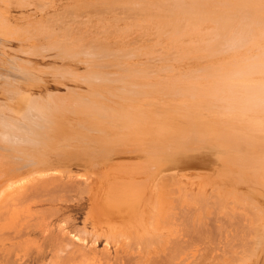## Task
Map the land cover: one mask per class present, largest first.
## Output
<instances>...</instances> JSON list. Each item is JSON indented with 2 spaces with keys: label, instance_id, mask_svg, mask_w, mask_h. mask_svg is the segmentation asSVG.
I'll use <instances>...</instances> for the list:
<instances>
[{
  "label": "bare ground",
  "instance_id": "obj_1",
  "mask_svg": "<svg viewBox=\"0 0 264 264\" xmlns=\"http://www.w3.org/2000/svg\"><path fill=\"white\" fill-rule=\"evenodd\" d=\"M0 1L13 4L12 0ZM209 1L86 0V8L78 9V1L67 7V13H59L54 0H21L46 15L23 29L13 27L3 9L0 64L8 72L0 70V89L10 95L16 110L0 107V251L6 253L0 264H87L82 244L89 239L92 245L104 240L106 250L112 244L118 254L124 253L117 264H217L214 261L221 257H235V248L209 247V252L206 245L199 248L204 232L220 230L226 239H246L251 236L247 229L255 220L254 210L264 213V209L254 198L228 194L217 181L205 183L212 186L211 193L204 185L198 191L188 186L182 168L193 156L178 154L173 160L148 154L144 161H117L101 172L96 168L97 161L108 159L110 153L182 148V138L197 131L201 137L202 131L212 129L217 133L205 134L218 139L217 129L225 127L228 140L252 139L246 129L256 119L264 121V111L236 110L241 113L238 122L227 127L219 124L206 113L209 103L189 94L195 102L190 103L184 98L188 94L176 87L182 79L193 78L185 74L156 82L155 64L142 68L125 61L136 54L112 51L106 40L91 33L92 28L100 34L110 33L119 45L130 41L118 38L120 31L198 29V37L210 38L209 48L217 51L227 50L224 47H230L231 40L240 44L253 36L263 43L259 54L264 57V0H217L219 8L213 11L205 6ZM122 22L125 29L119 26ZM221 36L230 41L215 44ZM13 40L31 56L51 52L56 60L83 63L89 90L82 93L69 88L66 95L50 97L53 103L25 93L15 81L40 83L44 79L31 62L16 57L12 63L3 60L1 54ZM31 41L35 42L30 46ZM259 54L249 55L252 64L262 67ZM214 73L211 68L197 75ZM59 74L67 78L73 73L61 70ZM192 87L198 89L196 84ZM230 90L224 89L225 93ZM246 93L242 89L239 94ZM20 98L29 102L23 110ZM8 111L22 120L7 116ZM82 149L94 154L80 157L75 150ZM253 156L242 155L239 147L219 149L215 160L219 164L214 169L221 175L230 173L226 168L246 170L258 162ZM81 163L86 165L83 173L72 176ZM45 177L50 178L42 181ZM77 197L89 204L84 225L92 227V232L79 228L72 215H66L80 213L85 206L78 205ZM32 236L40 240L32 242ZM253 242L252 255L257 247L264 252V224ZM47 257L50 263H45Z\"/></svg>",
  "mask_w": 264,
  "mask_h": 264
},
{
  "label": "rangeland",
  "instance_id": "obj_2",
  "mask_svg": "<svg viewBox=\"0 0 264 264\" xmlns=\"http://www.w3.org/2000/svg\"><path fill=\"white\" fill-rule=\"evenodd\" d=\"M12 1L13 4L10 6H7L0 1V13H3L4 9L5 13H3V15H5L8 21H10V24H12L13 27L21 29L27 28L29 27V23L32 22L31 20L34 19L33 21H35L43 16L46 18V15L41 14V12L38 9L33 8V6L24 2L21 3V0ZM78 1V9H80V7L86 8V4H88L86 0H54L55 10L59 13L66 10L65 12L67 13V7ZM211 2H213L212 4L214 5L210 4ZM211 2L209 1L205 6H209V10L212 11L214 9L218 10V1L212 0ZM87 17L88 15L85 14L84 18ZM94 21L98 23L97 20ZM88 23L92 25L93 22L88 21ZM119 26L121 29L127 27L123 22ZM98 27L102 28L103 25H99ZM34 28L38 29L39 27L37 25ZM91 31V33L99 37L100 40H106L112 51L136 54L127 57V59L124 58L125 61L142 68H148V66L155 64L158 70L153 73L156 82L161 83V80L164 78L182 77L185 74L188 75L189 78H193L188 80L182 79V82H179L176 87H181V92L188 94L185 95L184 98L190 103H195L193 100L194 98L191 96L195 97L198 101L209 103L206 107V113H209L212 119H218L219 122L217 123L219 124L222 123L226 126L233 122H238L241 113L236 110H249L254 108L256 110L264 111V57L263 53L259 54L260 49L263 48V43L256 42L253 36L246 41H242L240 44L239 41L231 40L229 43L230 47H224L227 50L217 51L209 48L210 38L202 37L200 39L198 37V29H158L156 27H149L134 32H129L128 30H125L127 32L120 31L118 38L122 37L124 41H130L119 45L115 44L114 38L110 33L100 34L95 28H92ZM225 41L230 40L225 36H221L218 37L214 43L224 44ZM34 42L35 41H31L28 45H30V43L33 45ZM19 44V41L13 40L8 45L9 48L7 52L1 54L3 60L12 63L13 58L16 57L31 62L32 66L35 67L37 71V75L44 79V81L40 83H34L29 80L20 82L15 81V84L21 87L25 93L31 94L34 98L41 97L45 100H50V103H53L55 100L50 97H54L55 95H66L69 88L76 89L82 93H84L85 90H89L90 86L84 82L86 77V66L83 63H77V61L74 60H68L65 62L56 60L51 57V52L44 54L45 56H31L25 54L26 52L24 49L26 48L22 50L20 48L21 45ZM30 46H28V48H30ZM246 50L248 51L244 53ZM26 51L29 52L30 50L27 49ZM250 53H253L254 55L259 54L258 57L260 58L258 60L262 67L252 64V59L249 55ZM43 57L46 59H43ZM1 67L2 65L0 64L1 71L8 72ZM211 68L214 69V74L208 76L197 75V73ZM235 68H237V71L231 72ZM53 69V72L48 71ZM61 70L66 71V73L72 72L73 74H71L72 76L65 78L59 74ZM217 71L219 72L218 74H216ZM43 72L46 74H43ZM227 74L229 75L227 76ZM76 75H80V77L78 76L77 79L75 78ZM194 84H196V88L198 89H192V85ZM227 87H230L231 90L228 93H225L227 90L224 91V89ZM242 89L246 90L247 93L240 95L239 93H241ZM189 94H191V96ZM9 97V94L6 95V93L0 89V107L6 105L12 112L16 109L14 102L11 98L9 99ZM56 98L57 97H55V99ZM19 103V108L22 110L26 108L25 105H29L27 99L24 98H20ZM10 111L5 114L14 118L17 116L16 118L22 120L19 115H13ZM7 113H10L11 115H8ZM217 130L220 136L218 139H210L208 135L205 134L217 133V131L213 132L212 129L202 131L201 137L198 136V131L192 132L190 135L182 138L184 140L182 144L183 147L176 148L173 151L154 148L144 152L134 150L131 153L128 152L129 154L114 153L116 154L114 155L110 153L108 156H104L108 159L97 161L96 168L101 172L104 168L113 166L112 164L117 161H125L126 159L144 161L146 157L145 155L148 154L151 156L155 155L158 158L169 156L173 160L178 154H189V156L193 157L186 159L185 166L182 168V171L185 174L184 180L188 186H193V188L198 191L199 187L204 185L207 188V192L211 193L212 186H206L205 183L207 181H217L221 187H224L223 189L228 194L235 195L241 199H244L245 197L254 198L255 201L260 204L261 209H264V121L256 119L253 121V124L249 125V129H246L247 132H251L250 135L252 139L249 140H228L225 137L227 128L222 127ZM238 147L242 155L252 154L258 162L251 164L246 170H244V168L239 169V167L233 169L226 168L225 171L230 173H222L224 175H221V171L214 169V166L219 164L215 161L218 150L224 148L238 149ZM75 152L79 153L81 155L80 157L94 154L93 152H88L83 149L75 150ZM93 159L99 158L94 157ZM85 166V164L83 166L81 163L77 166V170L75 169L71 172V175L78 176L83 173L82 170ZM254 171H256L255 174ZM48 178L50 177L38 179H42L43 181L49 180ZM65 181H67V179H65ZM254 181L255 184L253 183ZM39 182V180L34 181L36 184ZM254 189L258 191L256 192ZM79 198H76V200L78 199V205H85L80 210V213L74 211L70 214L66 213V215H72V218L76 221L75 223L79 228L87 227L86 230L92 232V227L84 225L88 216L89 204H85V201H82ZM76 200L74 203H76ZM254 211L256 213L255 220L247 229L251 234L250 237L242 240H240L239 236L234 239H226L220 230L213 233L206 230L199 248H204L206 245V250L208 252L211 251L209 247H215L216 249L228 248L230 250L235 248L236 252H238L232 259L221 257L214 261L217 264H264V252L261 253L259 247L256 248L257 252L255 254L252 255L250 253V251L255 248V245L253 244L254 234L257 230L261 229L264 224L263 211ZM56 225H58V223H56ZM103 239L105 238H102V240ZM30 240L32 242H37L40 238L39 236H32ZM82 245V252L84 253L82 256H85L88 260L86 262L87 264H117L120 254L124 255V253L120 252L118 254L116 248L113 247L112 244L109 245L108 250H106V242L104 240L96 245H92V242L89 239V241H86V243H83ZM5 254L0 251L1 261L4 259ZM249 254L253 256L251 259L248 258ZM50 262L51 257H47L45 263Z\"/></svg>",
  "mask_w": 264,
  "mask_h": 264
}]
</instances>
